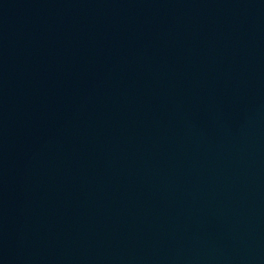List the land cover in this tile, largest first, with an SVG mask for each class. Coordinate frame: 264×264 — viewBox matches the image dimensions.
Instances as JSON below:
<instances>
[{"label": "water", "instance_id": "water-1", "mask_svg": "<svg viewBox=\"0 0 264 264\" xmlns=\"http://www.w3.org/2000/svg\"><path fill=\"white\" fill-rule=\"evenodd\" d=\"M0 264H264V0H0Z\"/></svg>", "mask_w": 264, "mask_h": 264}]
</instances>
